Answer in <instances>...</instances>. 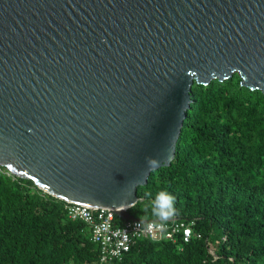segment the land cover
I'll list each match as a JSON object with an SVG mask.
<instances>
[{"label":"water","instance_id":"obj_1","mask_svg":"<svg viewBox=\"0 0 264 264\" xmlns=\"http://www.w3.org/2000/svg\"><path fill=\"white\" fill-rule=\"evenodd\" d=\"M234 73L264 92V0H0V165L147 221L128 208L175 157L194 81Z\"/></svg>","mask_w":264,"mask_h":264},{"label":"trees","instance_id":"obj_2","mask_svg":"<svg viewBox=\"0 0 264 264\" xmlns=\"http://www.w3.org/2000/svg\"><path fill=\"white\" fill-rule=\"evenodd\" d=\"M241 80L194 81L175 157L128 208L193 222L189 241L146 236L102 259L87 224L68 217L69 202L0 165V264H264V92ZM160 194L174 198L160 202L163 219L154 213Z\"/></svg>","mask_w":264,"mask_h":264},{"label":"built area","instance_id":"obj_3","mask_svg":"<svg viewBox=\"0 0 264 264\" xmlns=\"http://www.w3.org/2000/svg\"><path fill=\"white\" fill-rule=\"evenodd\" d=\"M67 211L71 219L81 220L88 225L102 259L120 257L138 239L146 236L174 239L176 234L181 233L183 239L189 241L193 234V222L189 223L172 215L166 220H127L120 225L116 224V212L111 208L73 203L67 206ZM171 211L170 207L166 213Z\"/></svg>","mask_w":264,"mask_h":264},{"label":"clouds","instance_id":"obj_4","mask_svg":"<svg viewBox=\"0 0 264 264\" xmlns=\"http://www.w3.org/2000/svg\"><path fill=\"white\" fill-rule=\"evenodd\" d=\"M150 163H155V161H151ZM174 200L173 197H167L165 196L164 194H160V196L157 197V200H156V208H154V213L158 216H161V218L163 219L164 218V214L161 213V211L159 210V205H160V202L161 201H166L169 205H171L172 201ZM69 202V201H67ZM69 204H73V202H69ZM68 204V205H69ZM78 204H81V203H78ZM69 217V216H68ZM70 218V217H69ZM71 219V218H70ZM74 220V219H72ZM81 221V220H80ZM88 226V225H87ZM91 231V230H90Z\"/></svg>","mask_w":264,"mask_h":264}]
</instances>
